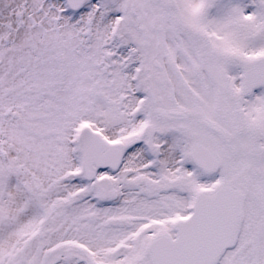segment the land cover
I'll return each mask as SVG.
<instances>
[{"label": "snow or ice", "instance_id": "snow-or-ice-1", "mask_svg": "<svg viewBox=\"0 0 264 264\" xmlns=\"http://www.w3.org/2000/svg\"><path fill=\"white\" fill-rule=\"evenodd\" d=\"M0 264H264V0H0Z\"/></svg>", "mask_w": 264, "mask_h": 264}]
</instances>
